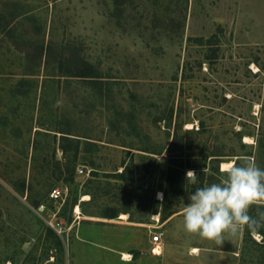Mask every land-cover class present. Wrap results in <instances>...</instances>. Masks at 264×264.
I'll return each mask as SVG.
<instances>
[{"label": "rangeland", "instance_id": "1", "mask_svg": "<svg viewBox=\"0 0 264 264\" xmlns=\"http://www.w3.org/2000/svg\"><path fill=\"white\" fill-rule=\"evenodd\" d=\"M248 156L264 169V0H0V264H173L212 241L172 216ZM224 239L264 264V228Z\"/></svg>", "mask_w": 264, "mask_h": 264}, {"label": "clouds", "instance_id": "2", "mask_svg": "<svg viewBox=\"0 0 264 264\" xmlns=\"http://www.w3.org/2000/svg\"><path fill=\"white\" fill-rule=\"evenodd\" d=\"M56 106H60V101ZM186 181L197 184L195 170L186 172ZM189 201L183 209L188 233L222 245L225 233L235 237L245 229L257 232L264 228V211H258L254 217L250 215V207L264 201V169L253 157H244L224 169L218 183L197 187L189 195Z\"/></svg>", "mask_w": 264, "mask_h": 264}, {"label": "trees", "instance_id": "3", "mask_svg": "<svg viewBox=\"0 0 264 264\" xmlns=\"http://www.w3.org/2000/svg\"><path fill=\"white\" fill-rule=\"evenodd\" d=\"M60 68L64 66V74L69 76H77V77H84V78H96V71L94 70V67L87 62L86 60H83L82 58H79V61L77 63H73V57L70 55H61L59 57V65ZM172 143L168 145L167 151H171ZM188 163L184 164L183 159L181 155L177 154L175 156H170V164L167 169L165 181H166V187H174L175 190H182L184 186V169L185 167H188ZM125 170L123 169L120 173L117 175L124 179L125 177ZM129 179L132 178V173L129 172L128 177ZM165 196L167 195V192L165 190L164 192ZM116 213L114 211H108L106 213V216L108 218L115 217ZM248 231L247 229H245Z\"/></svg>", "mask_w": 264, "mask_h": 264}, {"label": "crops", "instance_id": "4", "mask_svg": "<svg viewBox=\"0 0 264 264\" xmlns=\"http://www.w3.org/2000/svg\"><path fill=\"white\" fill-rule=\"evenodd\" d=\"M178 215H183V212H180L177 215L172 216V218ZM191 247L192 249L196 248V251H192L191 249L189 253L187 252L176 253L174 256L173 264H226L224 257L221 255L222 252H220L223 250L222 245L218 246L217 244H215V242H212L211 245L199 244ZM155 252L159 253L160 250L158 248H155ZM233 253H234V248L232 250V254ZM232 264H235V259L233 260Z\"/></svg>", "mask_w": 264, "mask_h": 264}, {"label": "built area", "instance_id": "5", "mask_svg": "<svg viewBox=\"0 0 264 264\" xmlns=\"http://www.w3.org/2000/svg\"><path fill=\"white\" fill-rule=\"evenodd\" d=\"M79 171L81 172L82 169H79ZM60 193H61V190L59 188H55V189H53L51 195L52 196H59ZM150 242L153 244V246L151 247V251L154 253H158V252H155V248H159L160 243H161L159 234L156 232L154 234H152L150 237Z\"/></svg>", "mask_w": 264, "mask_h": 264}, {"label": "bare ground", "instance_id": "6", "mask_svg": "<svg viewBox=\"0 0 264 264\" xmlns=\"http://www.w3.org/2000/svg\"><path fill=\"white\" fill-rule=\"evenodd\" d=\"M244 140L245 141H249L250 140V137H248V136H244ZM233 164V161H222L221 162V169L222 170H224V169H227L230 165H232ZM75 211L76 212H79V206L78 205H76L75 206ZM122 215H124V214H122ZM153 218L154 219H158V214L157 213H155L154 215H153ZM192 251H196V248H193L192 249ZM125 256L127 255V254H124Z\"/></svg>", "mask_w": 264, "mask_h": 264}]
</instances>
